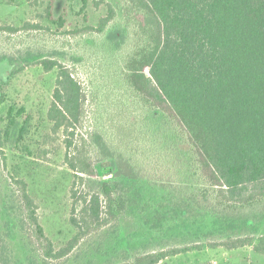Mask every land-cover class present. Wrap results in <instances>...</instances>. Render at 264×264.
Wrapping results in <instances>:
<instances>
[{"label":"rangeland","instance_id":"obj_1","mask_svg":"<svg viewBox=\"0 0 264 264\" xmlns=\"http://www.w3.org/2000/svg\"><path fill=\"white\" fill-rule=\"evenodd\" d=\"M110 5L115 17L99 32ZM122 8L120 0H0V81L7 80L0 90L6 96L0 106L4 260L120 264L180 248L157 264H264L253 245H225L245 237L257 242L264 235V196L244 203L219 196L176 121L127 84L125 62L136 48L137 26L124 19ZM46 58L68 68L82 88L81 117L68 132L48 118L58 69L46 71L39 63ZM11 106L17 122L7 137ZM67 155L79 166H92L94 174L78 173L79 179ZM21 180L56 248L78 230L71 222L74 182L80 194L97 192L104 180L120 182L115 189L125 207L117 218L92 227L67 256L46 257L27 216ZM77 216L81 220L79 208Z\"/></svg>","mask_w":264,"mask_h":264},{"label":"trees","instance_id":"obj_2","mask_svg":"<svg viewBox=\"0 0 264 264\" xmlns=\"http://www.w3.org/2000/svg\"><path fill=\"white\" fill-rule=\"evenodd\" d=\"M120 1L124 19L137 26L136 48L125 62L127 84L145 102L161 108L176 121L219 196L240 203L263 197L264 0ZM51 7L52 2L50 13ZM114 17L115 10L110 5L97 30L103 32ZM39 63L46 71L58 69L48 118L55 129L68 132L81 117L82 88L57 60L46 58ZM6 84L7 80H1L0 90ZM5 99L4 92H0V106ZM13 111L11 106L4 130L7 137L17 122ZM24 111L22 107L17 114ZM27 122L21 128V136ZM67 162L79 179L83 176L78 173L94 174L92 166L85 162L79 166L71 155H67ZM103 171L110 173L111 167H104ZM20 182L28 219L39 240L45 243V256L50 258L67 256L92 227L117 218L125 207L124 197L115 189L120 182L104 180L92 194H80L74 182L71 222L78 230L64 246L56 248L45 234L27 183ZM225 245L231 249L253 245L256 252L264 255V235L257 242L245 237L231 239ZM182 251L176 248L171 252H152L120 264H157ZM0 264H8L2 250Z\"/></svg>","mask_w":264,"mask_h":264}]
</instances>
